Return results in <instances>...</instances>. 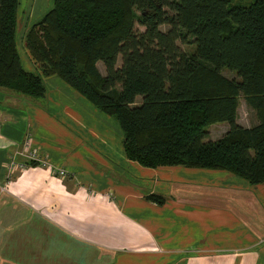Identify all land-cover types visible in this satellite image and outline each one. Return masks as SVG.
<instances>
[{
	"label": "trees",
	"instance_id": "trees-1",
	"mask_svg": "<svg viewBox=\"0 0 264 264\" xmlns=\"http://www.w3.org/2000/svg\"><path fill=\"white\" fill-rule=\"evenodd\" d=\"M20 7L0 0V89L39 100L45 78L59 77L118 123L131 162L264 184V0H54L25 36L40 74L19 52ZM241 97L257 116L253 126L239 123ZM223 122L224 136L205 141L207 128Z\"/></svg>",
	"mask_w": 264,
	"mask_h": 264
},
{
	"label": "crops",
	"instance_id": "crops-1",
	"mask_svg": "<svg viewBox=\"0 0 264 264\" xmlns=\"http://www.w3.org/2000/svg\"><path fill=\"white\" fill-rule=\"evenodd\" d=\"M44 81L39 100L0 89V264H264V184L143 168L116 121L59 77ZM28 136L52 167L7 175Z\"/></svg>",
	"mask_w": 264,
	"mask_h": 264
},
{
	"label": "rangeland",
	"instance_id": "rangeland-1",
	"mask_svg": "<svg viewBox=\"0 0 264 264\" xmlns=\"http://www.w3.org/2000/svg\"><path fill=\"white\" fill-rule=\"evenodd\" d=\"M229 1L231 2V5H238V6H250L255 2V0H229ZM53 6H54V0H21V7H20V13H19V24H18V26H19V28H18V39H17L19 52L21 54L25 69L28 71L34 72L36 74H40L41 71L38 68V65L31 58L28 50L26 49L25 36H26L27 31L30 29V27L33 24L41 21L42 18H44V16L46 15V13H48L53 8ZM136 28L140 31H144V29L142 27H139L138 25ZM161 29L166 32L169 30V27L163 26ZM178 44L183 49H186V47L183 44H181V43H178ZM187 50H189V48ZM28 60L33 64V66H34L33 69H31L29 67ZM119 65H121V62L119 63ZM99 68H100L101 72L103 74H105V68H104V65L102 63H99ZM224 74L226 76L233 77L235 73L233 74L232 72L225 70ZM46 88H47V86H46ZM7 92H12V91L7 90ZM48 92L49 91L47 89L46 95L48 94ZM137 103H140V99L137 100ZM0 119H1V117H0ZM238 119H239V123L245 127L253 126L258 122V119H257L255 112L246 105V102H245L243 97H241V99H240ZM0 125H1V120H0ZM226 128L229 129V124L226 122L217 123V124L209 126L207 128V130H208L207 133H208L209 137H207L205 141H210V140L216 141L217 139L221 138L222 136H224ZM120 132L122 133L121 129H120ZM28 137H26L24 140H22L21 141L22 143H19L21 145L18 144L19 147L14 152L9 154L10 157L8 159V162L10 163L12 160H14V163L11 164L13 168H15L14 164H17L18 162H20V160L17 159L18 156L23 155L26 158H27V156H26L27 154H28V158H30V156H31L30 151H29V149H30L29 145H25L23 147V142L25 143L26 140L31 141V139H32V141H34V143H36V142H35L34 137H30V136H28ZM20 146H22V148ZM36 150L39 151L40 156H43L41 154L39 147H37ZM25 162H26V159H25ZM28 165H29V163H28ZM37 165H38V163H37ZM44 167H52V166L47 163V165L43 166V168ZM7 169H8V166H7ZM189 169H192V168H189ZM203 170H205V169H203ZM7 175H9V171H8ZM67 177L68 176H66V178ZM66 178H62V179H66Z\"/></svg>",
	"mask_w": 264,
	"mask_h": 264
},
{
	"label": "built area",
	"instance_id": "built-area-1",
	"mask_svg": "<svg viewBox=\"0 0 264 264\" xmlns=\"http://www.w3.org/2000/svg\"><path fill=\"white\" fill-rule=\"evenodd\" d=\"M25 145H29V147H30V149H29L30 154H31L30 158H28V154L26 155L28 159L22 155L26 159V162H18L17 164H14L15 168H13L11 165L12 163H14V160H12L10 163L8 162L9 176H12L13 174H15V171H17V170H19V171L25 170L28 167V163H30V162L31 163L32 162L38 163V165H41V166L47 165L48 159L45 158L44 156H40L39 151L36 150L37 147H36L34 141H32V139H31V141L26 140L25 143L23 142V147ZM55 171H56V176H58V177L66 178V176H68V172L62 168L55 167Z\"/></svg>",
	"mask_w": 264,
	"mask_h": 264
}]
</instances>
